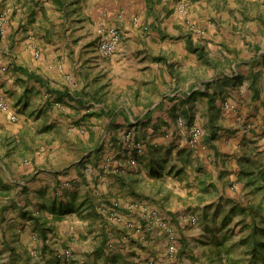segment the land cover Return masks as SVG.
<instances>
[{"label": "crops", "instance_id": "1", "mask_svg": "<svg viewBox=\"0 0 264 264\" xmlns=\"http://www.w3.org/2000/svg\"><path fill=\"white\" fill-rule=\"evenodd\" d=\"M181 1L0 0V15H6L0 21V93L11 105L0 112V264H144L151 256L156 264H175L160 227L142 241L125 224L150 225L142 206L132 210L129 204L141 201L151 208L155 198L181 227L184 264L232 259L217 230L226 223L221 224L224 211L233 217L239 201L240 160L247 156L257 163L241 149L257 137L264 144V135L252 137L244 129L255 123L264 131V33L239 40L237 34L215 35L217 25L200 18L206 3H193L196 14H187ZM244 1L250 8L263 0ZM212 13L217 18L221 11ZM248 13L246 22L238 15L239 27H250L251 35L264 29V8ZM99 23L122 35L110 57L98 50ZM195 25L205 29L206 40L195 34ZM189 34L217 66L191 50ZM225 38L229 52L218 50ZM225 100L236 109L224 106ZM191 123L205 131L196 146L189 142ZM261 155L256 158L264 170ZM253 185L249 204L260 210L249 220L246 251L256 238L264 239V180ZM54 201L57 209L63 204L74 210L53 221ZM101 205L122 220H111ZM188 206L194 207L184 213ZM25 211H40L53 227L47 238ZM199 212L219 228L192 227L189 218L197 214L200 220ZM64 248L70 254L61 257ZM246 256L251 262V251ZM258 257L257 264L264 263V248Z\"/></svg>", "mask_w": 264, "mask_h": 264}, {"label": "rangeland", "instance_id": "2", "mask_svg": "<svg viewBox=\"0 0 264 264\" xmlns=\"http://www.w3.org/2000/svg\"><path fill=\"white\" fill-rule=\"evenodd\" d=\"M197 1H200V0H182L181 3L184 7V13L186 12L187 14H191L192 9L195 11L197 9V7L196 6L193 7L192 4L197 2ZM202 1L204 3H206V6H204L202 9H207V11L203 12L202 15L200 14V18L202 20L209 22V23L211 22V23H215V25H217L218 30L216 31L215 35L219 36V34L223 35L224 33H229V34H234V35L237 34L238 40L244 39V38L247 39L248 36L252 37V38H256L257 35H263L264 29H262V28L258 27L257 32H253V35H251V28L250 27L249 28L246 27L244 25V23H242V27H239V19L237 17H238V15L241 16L240 20L242 19L243 22L248 21L251 14L250 13L246 14V11L249 9H250V11L252 9L255 11L256 8H264V0L260 1V3H258V4H251L250 8H249V6L246 5L244 0H202ZM216 4H218L219 6H216ZM238 4H242V8H237ZM213 5H215L216 8ZM215 9H220V11H221V14L217 18H215L213 13H212ZM194 13L196 14V11ZM58 17H59V19H62V16H58ZM69 17H72V14H69ZM259 20L261 21V23L264 24V18L260 17ZM236 21L238 23H236ZM71 22H76V21H75V19H71L70 23ZM219 24H221V25H219ZM96 26H97V31L99 33V28L101 26L100 23L98 25L96 24ZM91 28H93L92 25H90V28H88V29L90 30ZM194 29H195L196 35L198 34V36H199V34H200V38L202 40H206V38H204L202 36L205 33V29L202 26L195 25ZM78 33L76 34V32H74V37H73L74 39H76L77 36H79ZM215 35H214V37L217 38V36H215ZM60 36H62V35L60 34ZM95 39L96 38L92 37V41H91L92 45L95 44V42H96ZM98 39L99 38L97 37V40ZM226 41H227L226 38L218 40L217 45L222 46V47L218 48L219 51L224 50V51L229 52V48L227 47ZM247 41L248 40L245 41L246 44H247ZM230 42H236V41H230ZM228 45H229V43H228ZM251 47H252L251 45L246 46V48H249V49ZM96 50H97V48H96ZM241 51L242 50H240V51L238 50V52H240V53H241ZM226 103H228V100L224 101V106L226 105ZM229 108H231V109L235 108L236 109L235 106L234 107L230 106ZM181 118L183 119L182 121H181ZM179 119L182 123L186 124L185 119L183 117H180ZM191 124H193V123H191ZM191 124L188 125V128ZM200 126L203 128L202 125H200ZM244 129L252 132V137L253 136L255 137L258 135H264V131L256 130L257 127L255 126V123H246L244 125ZM203 131H204V128H203ZM204 133H205V131H204ZM204 133H203V135H204ZM249 141L251 142V146L249 145L246 150L241 149V152H243V156L248 154V153H250L251 155H254L255 161H257V164H259L258 158L264 152V144H259L260 139L258 137L255 139H251ZM256 157H258V158H256ZM106 161L108 162V160H106ZM86 169L88 170L90 168L87 167ZM246 179H247L246 177L241 176V178H240V175L238 176L237 181H238V183L241 182L239 184V188H238V191H240V193L238 194L239 195V197H238L239 201L236 203V205H234L232 207V210H231L233 217H231L230 215H227L228 213H230L229 209L225 210L223 213L224 218H223L221 224H223V221L226 223H224L222 225V230H220L221 232H219V229L217 230V233L219 234V236L217 235L218 238H222L223 243H224L222 246L223 249H229L230 254H232V255H230L232 257V259L224 260L222 262L223 264L224 263H227V264H257V262H259L258 259H260L258 257L256 259H254L253 262H250L251 256H249L248 258L246 256V254L250 252V251H246V249L248 248L247 250H249V245H250V242H249L250 239L249 238H250V233L252 230V226H250L249 220L254 218L255 214H256V212H251L248 210H246V211L241 210V207H245L249 204V200L252 198V195L255 194V190L253 189L255 186L249 185L247 183ZM262 190L264 191V189H262ZM263 191L257 193V197L262 198ZM99 195L100 194H98V196ZM160 200L161 199H158V198L152 199V202L154 204V206H152V207H156L157 209H159L161 212V215L165 216L167 219H169L173 223V225L177 228V231H178V233H177L178 234V239H177L178 250H177L176 256L174 257V259H175L174 263L175 264H184L185 261L183 258L185 257V255L182 252V249L180 247V244L183 241V233H182L181 227L178 225L177 221L172 218V215L170 216L168 214V212H167L168 210L163 208L164 205L162 206L158 203V202H161ZM178 200H179V202H181L180 198ZM133 202H135V201H133ZM184 205H186V204H184ZM254 206L257 207L255 204H254ZM193 207L194 206L186 207L184 209V211H185L184 213H189ZM162 208L165 211H163ZM195 209H197V208L195 207ZM39 212L40 211H36L35 214H39ZM184 213H182V214H184ZM199 214L201 216L202 212H199ZM194 215H196V217L198 218L197 214H194ZM222 216H221V218H222ZM184 217L187 218V215L185 214ZM185 218H182V220H186ZM108 221H105V222H108ZM130 221H134V220H130ZM151 221H150V226H152L151 227L152 229H148L149 223H147V222L146 223L148 225H146L145 223H139L140 225L137 223L135 225L136 227L139 226V228H141L142 233L138 232L136 227L127 226L128 220L125 222V224H126V227L130 231H133V230L137 231L139 233V236H140L142 241H148L149 236L151 235L152 232L155 231V228L158 226L163 230L165 242L167 244L168 238H167V234L165 233L164 229L160 225L155 224L156 223L155 220H151ZM211 221L206 220V218L204 219L201 216L200 220L198 218L196 223L191 222V224H193L192 227L197 226L198 228H203V229L207 228V226H209V225H213L215 227L217 226V228H219V225L217 224V222L215 220H211ZM220 236H222V237H220ZM212 237H213L212 240L217 239L216 235H214V234L210 235V238H212ZM4 244H5V242H4ZM85 244H86V246H91L88 242ZM65 248H67V247H65ZM110 248L112 249V251L116 248L115 241H111ZM83 252H85L83 255L88 254V252H86V251H81V253H83ZM166 255L171 258V256L168 253V246L166 248ZM187 256L188 255L186 254V257ZM150 259H153L155 261V264H156V259L154 256H151L150 258L146 259L145 262H147ZM187 259H191L194 262H200V261H198V259L193 258L192 256L187 257ZM16 261L20 262L19 258H16ZM261 261H263V259H261ZM262 264H264V263H262Z\"/></svg>", "mask_w": 264, "mask_h": 264}, {"label": "built area", "instance_id": "3", "mask_svg": "<svg viewBox=\"0 0 264 264\" xmlns=\"http://www.w3.org/2000/svg\"><path fill=\"white\" fill-rule=\"evenodd\" d=\"M181 11H184V7H180ZM6 15L3 13L0 15V21L3 22L5 20ZM99 39H98V50L103 56L110 57L112 56L119 48L121 41H122V35L120 30L111 25H104L101 24L99 28ZM227 107L233 106L231 103H226ZM11 110V105L10 103L5 99V97L0 93V112H9ZM11 118L15 120L17 118V114H12ZM183 119L181 118V121ZM189 132V142L192 146H196L202 136H203V128L198 124V123H193L189 126L188 128ZM132 137V131H129L127 134V141H130ZM144 203L141 201H135L131 204H129L130 209H136L142 206L143 211L146 212V214L152 219L155 220L158 225H160L165 233L167 234L168 242V253L171 256L172 259L176 256L177 250H178V231L177 228L173 225V223L167 219L165 216L161 215V212L159 209L156 207H151L149 208L146 205H143ZM101 210L103 212H107L109 215V218L115 221H121L122 216L117 213L115 210H111L109 207L106 205H101L100 206ZM110 209V210H109ZM190 221L192 223H196L198 218L196 215H191L190 216ZM136 223L134 221L128 220L127 226L129 227H136ZM152 226H148V229H152ZM138 232H141V228L139 226L136 227ZM142 233V232H141ZM70 254L69 249H65L62 252L59 253V256H68ZM175 260V259H174ZM144 264H155V261L153 259L148 260Z\"/></svg>", "mask_w": 264, "mask_h": 264}, {"label": "trees", "instance_id": "4", "mask_svg": "<svg viewBox=\"0 0 264 264\" xmlns=\"http://www.w3.org/2000/svg\"><path fill=\"white\" fill-rule=\"evenodd\" d=\"M187 41L189 46L191 47V50H193L194 52H198L201 57L205 58V61L207 63H213L217 66V62L211 61L209 59V51L205 48V46H200V45H196L194 43V40L192 38V35L189 34L187 37ZM257 93H259L257 91ZM208 95L210 96V94L208 93ZM215 101V97H211V102L210 103H214ZM215 106H211V108H214ZM188 118V116H186ZM215 124H212V132L211 135L215 134ZM240 171H239V175L240 178L241 176L246 177L247 179V183L248 184H255L258 181L264 180V170L260 169V165L255 163L250 157L244 156L242 160H240ZM260 189V186H259ZM90 208L94 209V205L91 204V206H89ZM43 209H47V207L44 205ZM260 209V207H255L253 204H248L245 207H241L242 211H251V212H257ZM73 208L70 207H64L63 204H60V207L57 209V201H54L52 203V213H53V217L51 218L53 221L56 220H60L62 219L67 213L73 211ZM25 216L29 217L30 219H32L33 221H35V223L37 224V228H39V233L41 235V237H43L44 239L48 237V233L50 231L53 230V227L51 225H48L47 221H42V215L40 214H34L31 211H25ZM257 228L253 230V234H255L257 232ZM261 232H263L264 234V229L261 230ZM262 248H264V239H259L256 238V240L253 242V245L250 248V251L252 253V260L251 262H253L254 258L257 257V252H259Z\"/></svg>", "mask_w": 264, "mask_h": 264}]
</instances>
